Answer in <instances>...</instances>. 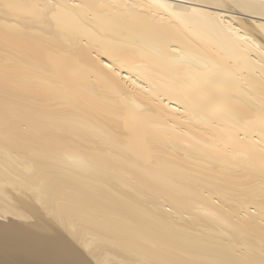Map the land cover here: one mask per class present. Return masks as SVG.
I'll return each instance as SVG.
<instances>
[{"label": "bare ground", "instance_id": "6f19581e", "mask_svg": "<svg viewBox=\"0 0 264 264\" xmlns=\"http://www.w3.org/2000/svg\"><path fill=\"white\" fill-rule=\"evenodd\" d=\"M114 236L264 264V0H0V256Z\"/></svg>", "mask_w": 264, "mask_h": 264}, {"label": "rangeland", "instance_id": "374dc122", "mask_svg": "<svg viewBox=\"0 0 264 264\" xmlns=\"http://www.w3.org/2000/svg\"><path fill=\"white\" fill-rule=\"evenodd\" d=\"M4 190L6 192H10L9 186L8 185H5L4 186ZM17 193H18L17 195L20 196V193H21L20 190H18ZM22 196H25V195H22ZM22 196H20V197L22 198ZM10 201L14 202L13 199H10ZM22 208H23V210H27V211L29 210V208H27L26 206H23L22 207V205L20 204V209H17L15 212L16 213H22V211H23ZM99 218L101 219V217H99ZM104 226H106V223H105ZM99 230H100L99 228H96V231L94 233V236L97 239L100 237ZM111 243L113 245H117V244L120 245V244L123 243V244H125V246L122 247V248L133 249V250L136 251V254L133 257H131V256H129V255H127V254H125L123 252L125 255L128 256V258L127 257L125 258V256H123V255L120 254L119 257H121V259L122 258L124 260L128 259V260H126L127 264H139V262H137V261L135 262V259L136 258H139V259L140 258H147V259H150L152 261L159 262L161 264H194L192 262L191 256L188 255V254H186V253L183 254L182 256H175V254L173 253L174 250L170 246L169 247H170L171 250H166V249H163V248H159V246L164 245L163 243L159 244L157 246V248L154 249V252L152 251V249L149 250V251H145V248H143L142 246H139L134 241V239L131 236L130 237L114 236L113 242H111ZM78 246H80L81 253L84 254L85 252L90 251L93 248L94 244H91L90 245V244L84 242L82 245H79L78 244ZM166 246H168V245H166ZM85 255H87V253H85ZM106 258H108V256H103L101 259L98 258L99 261L97 263L95 261H93V260H90V261L93 264H119L118 263L119 261L117 262V260L119 258L118 259L115 258V260H114L113 258L110 257L111 258V261H105ZM121 259H119V260H121ZM34 263L35 264H38L36 262H32V263H28V264H34ZM0 264H11V262L9 260L5 259L4 257L0 256Z\"/></svg>", "mask_w": 264, "mask_h": 264}]
</instances>
